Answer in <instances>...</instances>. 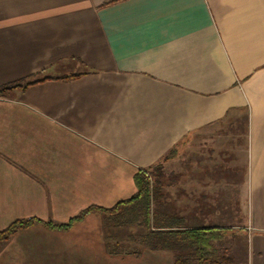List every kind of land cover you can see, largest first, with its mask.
<instances>
[{
  "label": "crops",
  "instance_id": "1",
  "mask_svg": "<svg viewBox=\"0 0 264 264\" xmlns=\"http://www.w3.org/2000/svg\"><path fill=\"white\" fill-rule=\"evenodd\" d=\"M14 82L0 230L112 207L161 162L162 220L221 229L200 220L240 202L244 264H264V0H0V87ZM119 232L98 211L36 222L0 264H175L169 250L122 257Z\"/></svg>",
  "mask_w": 264,
  "mask_h": 264
},
{
  "label": "trees",
  "instance_id": "2",
  "mask_svg": "<svg viewBox=\"0 0 264 264\" xmlns=\"http://www.w3.org/2000/svg\"><path fill=\"white\" fill-rule=\"evenodd\" d=\"M19 83L1 86L0 93ZM24 84L26 86L29 82ZM175 156L174 147L163 159L168 160ZM159 166L161 167V162L158 163ZM156 174L153 170H138L134 175L137 190L132 197L119 201L112 207L89 206L65 223L36 218L15 220L0 230V244L10 239L20 229L36 222H42L50 228L65 229L82 220L87 213L98 211L105 214L106 223L115 228L124 226L140 228L138 243L152 250L171 251L175 264H231L232 258L214 244L219 238V228H188L175 218L161 219L159 211L152 208L153 191H155L152 179Z\"/></svg>",
  "mask_w": 264,
  "mask_h": 264
},
{
  "label": "rangeland",
  "instance_id": "3",
  "mask_svg": "<svg viewBox=\"0 0 264 264\" xmlns=\"http://www.w3.org/2000/svg\"><path fill=\"white\" fill-rule=\"evenodd\" d=\"M163 165L167 162L163 161ZM160 168L154 169V173H157L155 176H153V183L154 186L156 184H159L160 180ZM164 168V167H163ZM166 171L165 178L169 179H175V165L174 168L167 169L165 167ZM164 172V171H162ZM161 196H160V186H155V191H153V203L152 208L155 210L157 206L160 207L161 204ZM166 205L167 207L171 208V211L173 210L176 212V202L174 197H167L166 198ZM165 204V202H164ZM223 204V203H222ZM169 205V206H168ZM227 208L224 209V206H222V211L224 214L222 216H214L209 215V218L207 217L202 218L200 222L203 226H218L220 227L219 231V238H217L214 241V244L218 246L221 251L224 252V254H227L232 258L231 264H244L245 260V249H246V233L243 231V229L239 226L241 222L244 221V209H242V206L240 202L234 203V204H227ZM141 231L140 228L136 226H130V227H121L119 232V245L115 242L114 246L118 249L120 255L122 257H141L143 256L144 250L147 248H144L138 243V235ZM149 249V248H148ZM152 250V249H151Z\"/></svg>",
  "mask_w": 264,
  "mask_h": 264
}]
</instances>
